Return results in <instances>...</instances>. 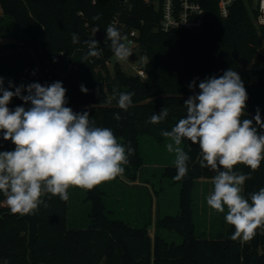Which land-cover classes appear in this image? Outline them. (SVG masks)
Masks as SVG:
<instances>
[{
    "label": "trees",
    "instance_id": "16d2710c",
    "mask_svg": "<svg viewBox=\"0 0 264 264\" xmlns=\"http://www.w3.org/2000/svg\"><path fill=\"white\" fill-rule=\"evenodd\" d=\"M197 1L205 9L203 29L179 28L165 32L160 29L161 8L144 0H0V53L21 47L35 49L47 84L61 81L67 89L66 106L73 110L89 103L117 104L112 99L113 87L119 92L134 93L133 103L161 93L192 95L188 85L194 79L198 78L195 88L198 92L200 81L220 77L232 69L241 76L249 96L245 111L256 113L259 108L264 116V26L258 27L255 23L254 0H236L227 18L220 15L219 0ZM97 14L101 18L93 20ZM116 14L124 24L118 28L123 42L130 30L136 29L139 33V48L147 56L146 78L126 73L119 64L113 71L110 69L114 53L110 42L100 41V36L106 33ZM97 26L99 31L92 37V30ZM74 33L78 34L79 43L72 42ZM91 39L99 42L101 56L84 60L89 51L85 41ZM0 76L4 77L5 88L9 81L17 86L32 82L42 85L36 59L30 51L2 56ZM81 85L88 89L87 94L81 92ZM185 100L160 98L150 105L130 107L127 111L86 108L77 113L88 111L95 126L107 127L119 143L131 144L135 154L124 165V172L132 169L134 179L142 166L139 136L164 140L161 131H170L186 116ZM21 105L30 106L13 97L9 107ZM162 108L168 110L167 118L159 124L149 123L151 116ZM115 113H119L120 120L114 119ZM243 118L253 117L244 115ZM257 128L264 132L258 125ZM182 144L190 159L187 175L179 180L180 212L175 216L157 217L153 237L147 225L138 227L111 219L100 185L87 190V201L92 207L91 223L86 228L69 226V198L63 201L48 194L40 206L38 240L30 260L28 223L21 215L10 213L6 198L0 193V264L4 260L8 264H264V229L258 228L249 241L232 240L234 226L226 225L222 219L220 232L210 237L198 234L192 192L200 179L212 181L217 173L201 168L198 144L186 139ZM14 147L0 134V150L9 151ZM234 170L251 175L242 186L246 198L264 188V161L256 171L243 164ZM164 174L175 177V166H167ZM163 229L180 235L182 241L168 242L162 236Z\"/></svg>",
    "mask_w": 264,
    "mask_h": 264
},
{
    "label": "clouds",
    "instance_id": "9594fccd",
    "mask_svg": "<svg viewBox=\"0 0 264 264\" xmlns=\"http://www.w3.org/2000/svg\"><path fill=\"white\" fill-rule=\"evenodd\" d=\"M100 18V14L92 17ZM97 31L98 26L93 34ZM106 40L117 60L127 61L133 54L116 27L106 28ZM72 42H80L78 34L72 35ZM85 43L89 51L84 60L101 56L96 39ZM196 79L188 85L193 94L183 103L186 116L170 131H161L171 141L166 144L167 151L175 153L177 174L173 179L179 181L188 172L190 157L181 147L182 142L186 139L198 144L201 168L217 173L212 178L213 191L207 197V205L217 213L227 209L225 222L235 229L230 239L249 241L258 228L264 229V188L246 198L242 186L251 175L234 169L238 164L252 171L259 169L264 161V132L258 131L257 125L264 130V121L259 108L252 119H242L249 96L237 71L228 69L220 77H206L199 82L198 92ZM80 90L88 92L84 85ZM66 93L61 81L19 86L9 81L5 88L4 77L0 76V134L15 146L13 150H0V193L13 215H34L45 195L67 201L70 187L92 190L113 180L124 173V165L135 154L131 144L119 143L111 129L95 126L88 111L77 113L66 106ZM133 95L119 92L116 87L112 90V99L124 111L132 106ZM13 97L30 106L11 109ZM167 116L168 110L162 108L148 122L159 124ZM114 119H121L119 113L114 114Z\"/></svg>",
    "mask_w": 264,
    "mask_h": 264
},
{
    "label": "rangeland",
    "instance_id": "374dc122",
    "mask_svg": "<svg viewBox=\"0 0 264 264\" xmlns=\"http://www.w3.org/2000/svg\"><path fill=\"white\" fill-rule=\"evenodd\" d=\"M255 7V2L254 5ZM132 55L127 61L117 60L115 55L110 60L113 71L116 64L128 74H136L134 67L147 63L146 52L139 48L138 42L129 46ZM169 138L159 141L153 136L140 135L138 139L142 166L136 178H131L132 169L113 180L100 184L104 191L106 209L111 219H119L132 226H148L152 237L155 231V219L165 215H177L180 212L181 183L164 174L167 166H175V153H169L166 144ZM183 148V144L181 145ZM138 178V179H137ZM137 179V181L135 180ZM213 191L212 181L200 179L192 192V207L197 232L210 237L220 232L225 213H217L207 205V197ZM90 203L87 190L70 187L69 190V226L86 228L91 223ZM20 215V214H19ZM224 223L227 225L224 219ZM220 225V226H219ZM46 232V231H44ZM168 242L180 243L182 237L167 229L161 230Z\"/></svg>",
    "mask_w": 264,
    "mask_h": 264
},
{
    "label": "built area",
    "instance_id": "2783aa9c",
    "mask_svg": "<svg viewBox=\"0 0 264 264\" xmlns=\"http://www.w3.org/2000/svg\"><path fill=\"white\" fill-rule=\"evenodd\" d=\"M127 1V0H126ZM149 4H153L156 7H160L162 10V18L160 23V29L165 32H169L179 28H185L190 30H201L205 25V9L197 0H144ZM236 0H219L220 15L223 18H227L230 14L231 8ZM255 9L257 15L255 17V23L258 27L264 26V0H254ZM88 26V24H86ZM109 26H114L117 29L124 27V24L120 21L119 15H115L110 22ZM97 34V33H96ZM93 34L92 37H95ZM139 33L136 29L130 30L124 35V43L128 46H134L137 43V37ZM100 41L104 43L106 40V33L101 34ZM136 75L142 78H146L147 73L145 66L134 67ZM50 74V69H47Z\"/></svg>",
    "mask_w": 264,
    "mask_h": 264
},
{
    "label": "water",
    "instance_id": "95a60500",
    "mask_svg": "<svg viewBox=\"0 0 264 264\" xmlns=\"http://www.w3.org/2000/svg\"><path fill=\"white\" fill-rule=\"evenodd\" d=\"M25 51H27V52L30 51L33 54V56L35 57L42 85H48L46 82V78H45L43 69H42L43 66H41L40 59H39L35 49L28 48V47H21V48H17V49L7 50V51L0 53V58L4 55H8L11 53L25 52ZM189 96H190L189 94L161 93V94L150 97V99L147 98L145 100L133 103L132 106H130V107H140V106L150 105L151 102H153L157 99H160V98H174V97H176V98L188 99ZM86 108H111V109L115 108V109H120L117 106V104L89 103V104H82V105L76 107L73 111L78 112V111H80L82 109H86ZM244 115L254 117L256 115V113L245 111ZM261 120H264L263 115H261ZM42 199H43V197H42ZM40 206H41V204L39 205V207L36 210L34 215H26V216L20 217L22 220H24L28 223V227H29L27 246L29 249V259L30 260L33 259V255H34V251H35V245H36V242L38 240L37 238H38V223H39Z\"/></svg>",
    "mask_w": 264,
    "mask_h": 264
},
{
    "label": "crops",
    "instance_id": "0c3cea01",
    "mask_svg": "<svg viewBox=\"0 0 264 264\" xmlns=\"http://www.w3.org/2000/svg\"><path fill=\"white\" fill-rule=\"evenodd\" d=\"M138 179V178H137ZM137 179H135L136 181H137ZM155 221H156V219H155Z\"/></svg>",
    "mask_w": 264,
    "mask_h": 264
}]
</instances>
